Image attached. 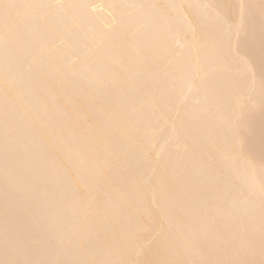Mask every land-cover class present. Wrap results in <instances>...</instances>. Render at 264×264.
<instances>
[{
	"label": "snow or ice",
	"instance_id": "snow-or-ice-1",
	"mask_svg": "<svg viewBox=\"0 0 264 264\" xmlns=\"http://www.w3.org/2000/svg\"><path fill=\"white\" fill-rule=\"evenodd\" d=\"M49 7L53 6L0 0V78L4 85L0 103V264H264V182L258 191L239 193L249 206L242 230L233 227L202 238L206 229L187 226L185 220L206 215L204 204L210 197L224 201L233 197V168L223 161L202 159V166L213 168L215 181L211 189L196 187L187 179L188 169L171 156L165 158L158 143L145 148L138 139L139 125L132 123L129 128L123 123L125 109L105 106L103 90L108 84L83 79L75 64L58 68L56 82L60 89H71L80 95L77 116L53 120L46 111L36 110L37 105H43L44 97L33 76L31 37L47 23L38 10ZM239 8L240 46L249 60L258 57L264 68V0L241 4ZM69 27L74 31L76 26ZM136 44L137 33L132 32L114 61L104 66L106 72L121 76L122 84L118 86L125 95L133 79L151 74L157 55L150 45L144 52L130 54L128 49ZM134 66L141 71L133 72ZM197 72L204 75L192 79L189 91L194 90L198 104L200 99L212 96L214 85L208 78L211 69L205 72L198 67ZM162 103L163 98L155 101L161 119L174 111V125L176 121L181 126L187 122L188 113L182 115L181 106L164 108ZM228 130L227 156L232 160L247 159L251 164L259 147L264 166V121L257 128L253 111L240 108L228 117ZM130 145L146 157L156 151L155 162L147 158L136 168H124ZM106 173H114L122 184H127L128 208L143 193H151L150 200L142 202L135 221L128 217L123 204L104 212L90 209L83 216L66 217L55 210L50 218L30 224H21L14 216L25 199L56 203L53 179L61 196L58 207L73 208L71 193L76 186L93 183ZM144 217L158 218L160 226L138 231L135 225ZM114 251H131V255L114 260L110 258ZM177 256L187 258H168Z\"/></svg>",
	"mask_w": 264,
	"mask_h": 264
},
{
	"label": "bare ground",
	"instance_id": "bare-ground-1",
	"mask_svg": "<svg viewBox=\"0 0 264 264\" xmlns=\"http://www.w3.org/2000/svg\"><path fill=\"white\" fill-rule=\"evenodd\" d=\"M25 4H42L53 7L38 10L47 20L31 37V53L35 58L34 80L44 97L37 111H46L53 119L65 115L76 117L81 97L71 89H60L56 82L57 69L65 64H75L80 77L85 80H104L108 87L103 90L106 107H122L127 116L123 123L129 128L139 125L138 139L145 148L158 143L164 149V157L171 156L188 169L187 179L196 187L211 189L215 176L213 168L202 166L200 161H223L233 168L235 190L233 197L224 201L210 197L204 204L206 215L188 217L185 224L204 228L202 238L214 231L245 227V215L249 206L239 195L248 190H259L264 182V166L259 147L254 161L232 160L227 156L230 141L228 117L243 108L252 110L257 128L264 121V68L256 57L249 60L246 50L240 46L237 25L240 23L241 4L258 3L259 0H18ZM111 5H152L155 7L114 9ZM211 5L213 7H207ZM116 17V20L113 19ZM122 21L123 23H118ZM74 24L75 30H70ZM132 32L137 33V44L128 49L135 55L150 45L156 52L152 71L133 79L121 92V76L105 71V65L128 43ZM243 33H239L242 36ZM199 62V63H197ZM202 68L209 73L214 92L207 100L197 97L189 84ZM133 72H140L134 66ZM3 80L0 78V103ZM163 98L162 107L181 106L182 115L188 120L181 126L175 121V112H168L161 119L155 101ZM138 108L139 112L134 111ZM82 119L83 113L80 112ZM127 143V140L125 141ZM130 155L124 168H136L139 162L150 158L155 162L156 151L145 153L129 146ZM60 148L57 149V152ZM159 151V148L157 149ZM127 184H122L114 173H106L88 185H78L71 193L74 207L59 206L61 196L55 188L56 203L45 204L40 200L25 199L15 209L14 216L21 224L44 221L58 210L64 216L86 215L88 211L104 212L117 204L125 205L132 220L140 215L142 202L150 200L145 192L130 208L126 205ZM257 211L259 198L256 197ZM158 218L144 217L136 229L144 231L159 227ZM164 226L168 227L167 221ZM131 251L113 252L111 259L128 258ZM164 258V257H162ZM183 259L187 257H168Z\"/></svg>",
	"mask_w": 264,
	"mask_h": 264
}]
</instances>
